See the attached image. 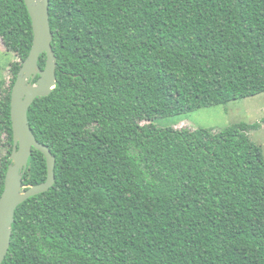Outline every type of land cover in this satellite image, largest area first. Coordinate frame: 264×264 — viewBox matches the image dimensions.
<instances>
[{"label": "trees", "instance_id": "16d2710c", "mask_svg": "<svg viewBox=\"0 0 264 264\" xmlns=\"http://www.w3.org/2000/svg\"><path fill=\"white\" fill-rule=\"evenodd\" d=\"M49 13L57 85L28 118L56 183L17 209L3 264H264L260 124L155 126L264 94V0H50ZM0 40L20 61L0 101L1 198L34 40L24 0H0ZM47 174L34 150L24 186Z\"/></svg>", "mask_w": 264, "mask_h": 264}, {"label": "water", "instance_id": "95a60500", "mask_svg": "<svg viewBox=\"0 0 264 264\" xmlns=\"http://www.w3.org/2000/svg\"><path fill=\"white\" fill-rule=\"evenodd\" d=\"M33 25L34 40L28 58L22 64L11 93V121L13 150L0 198V264L11 248L13 226L17 209L32 197L47 193L55 183L56 158L50 149L40 144L33 134L28 113L38 98L48 97L57 85V59L52 43L54 35L50 24V0H24ZM46 55L45 69L39 61ZM36 150L47 162V180L37 186H24L29 161Z\"/></svg>", "mask_w": 264, "mask_h": 264}, {"label": "rangeland", "instance_id": "374dc122", "mask_svg": "<svg viewBox=\"0 0 264 264\" xmlns=\"http://www.w3.org/2000/svg\"><path fill=\"white\" fill-rule=\"evenodd\" d=\"M16 56L6 50L0 40V101L6 95L12 81V66L19 63ZM264 94L231 102L225 106L199 109L189 115L174 116L155 122L158 129H206L220 131L235 124H260L259 129L249 133V137L262 150L264 157ZM149 123H143L147 125ZM4 139V138H3ZM4 141V140H3ZM0 144V162L7 154V147Z\"/></svg>", "mask_w": 264, "mask_h": 264}]
</instances>
